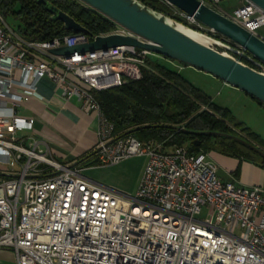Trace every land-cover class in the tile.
Returning <instances> with one entry per match:
<instances>
[{
  "label": "built area",
  "instance_id": "1",
  "mask_svg": "<svg viewBox=\"0 0 264 264\" xmlns=\"http://www.w3.org/2000/svg\"><path fill=\"white\" fill-rule=\"evenodd\" d=\"M174 13L230 54L244 49L165 0ZM264 42V11L248 0L231 11L221 0H198ZM83 4V3H82ZM107 33L144 42L114 23ZM97 35L69 33L49 41L25 40L0 15V252L14 264H264V188L222 181L206 153L186 146L114 136L96 92L142 76L147 49L119 45L106 50L54 55ZM264 72V65L234 55ZM246 62H244V61ZM47 79L64 100L93 113L96 143L91 166L146 157L133 195L83 175L87 164L55 159L50 143L33 135L32 121L16 108L37 96Z\"/></svg>",
  "mask_w": 264,
  "mask_h": 264
},
{
  "label": "trees",
  "instance_id": "2",
  "mask_svg": "<svg viewBox=\"0 0 264 264\" xmlns=\"http://www.w3.org/2000/svg\"><path fill=\"white\" fill-rule=\"evenodd\" d=\"M47 1L72 17L90 35L107 33L114 27L112 21L78 0ZM140 1L197 29L161 0ZM0 15L16 22V31L25 40L49 41L71 33L63 29L59 20H53L36 0H0ZM172 62L175 61L162 56L149 57L140 79L96 92L101 111L114 126V136L122 137L133 129L130 135L142 142H162L165 148L186 146L190 153L213 150L264 169V159L240 142L227 136L202 134L205 131L231 134L264 151V140L259 135L241 122L234 123L228 109L212 102L210 96L187 81ZM89 154L83 156L80 163L87 161L85 158L90 160Z\"/></svg>",
  "mask_w": 264,
  "mask_h": 264
},
{
  "label": "water",
  "instance_id": "3",
  "mask_svg": "<svg viewBox=\"0 0 264 264\" xmlns=\"http://www.w3.org/2000/svg\"><path fill=\"white\" fill-rule=\"evenodd\" d=\"M78 1L110 21L130 30L145 41L142 42L135 38L118 34L97 35L85 43L52 48L49 50L51 54L68 56L73 52L84 53L106 50L119 45L143 48L159 56L205 72L264 104V72L243 63L234 56L238 55L245 60L252 58L264 65V42L214 9L200 3V1L165 0L182 12L193 16L202 25L213 29L234 45L243 48L244 53H240L236 48H232L230 54L217 49L210 45L209 36L206 34L154 10L140 0ZM248 1L264 11V0ZM36 2L50 13L53 20H59L66 31L85 33L91 36L72 17L47 0H36ZM183 28L205 36L207 42L203 43L194 39L182 30ZM132 132L133 129L126 131L122 136L129 135ZM202 134L227 136L240 142L264 159L263 150L240 137L214 131H205ZM81 161H76L71 166L77 165Z\"/></svg>",
  "mask_w": 264,
  "mask_h": 264
},
{
  "label": "crops",
  "instance_id": "4",
  "mask_svg": "<svg viewBox=\"0 0 264 264\" xmlns=\"http://www.w3.org/2000/svg\"><path fill=\"white\" fill-rule=\"evenodd\" d=\"M172 65L179 71L180 67L177 66L176 61L172 62ZM208 77L210 85H218L220 88H225L230 94H236L258 113L264 111V105H260L255 98L232 86V88L226 86L213 76ZM36 91L37 96H32L25 105H19L16 108L19 115L31 119L33 135L46 139L51 145L55 159L64 164H73L76 161H81V158L86 154H91L96 143L94 114L82 111L74 99L64 100L54 91L52 83L47 79L38 81ZM211 100L230 111L229 108L220 105L213 98ZM253 132L259 135L257 132ZM204 153L216 165L217 176L220 180L240 186H262L264 188V169L258 165L213 150ZM85 159L87 161L84 164L90 161L88 158Z\"/></svg>",
  "mask_w": 264,
  "mask_h": 264
},
{
  "label": "rangeland",
  "instance_id": "5",
  "mask_svg": "<svg viewBox=\"0 0 264 264\" xmlns=\"http://www.w3.org/2000/svg\"><path fill=\"white\" fill-rule=\"evenodd\" d=\"M243 0H221L218 6L226 11L242 4ZM14 30H16V22L11 19H4ZM264 27L258 29V33H263ZM152 58H159L157 54H152ZM180 67V74L194 86L204 90L211 98L220 105H224L230 109L232 121L234 123L241 122L253 131L257 132L264 139V111L256 112L254 108L242 101L236 94H230L225 88L218 85H210L208 76L205 72L197 70L191 66L176 62ZM224 83L223 81H219ZM226 86L231 87L226 84ZM232 88V87H231ZM92 161V158L90 159ZM90 161L87 162L85 170L82 172L84 176L100 183L108 188L121 193L133 195L137 189L140 176L146 163L145 156L134 155L121 160L115 164H107L102 166H91ZM0 264H14L13 256L7 252H0Z\"/></svg>",
  "mask_w": 264,
  "mask_h": 264
},
{
  "label": "bare ground",
  "instance_id": "6",
  "mask_svg": "<svg viewBox=\"0 0 264 264\" xmlns=\"http://www.w3.org/2000/svg\"><path fill=\"white\" fill-rule=\"evenodd\" d=\"M182 30H184L187 34H189L191 37H193L194 39L206 43L207 39L205 38V36L199 34L198 32L183 28Z\"/></svg>",
  "mask_w": 264,
  "mask_h": 264
}]
</instances>
